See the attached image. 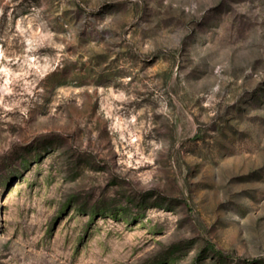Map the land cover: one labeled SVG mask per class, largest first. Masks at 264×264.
I'll return each instance as SVG.
<instances>
[{
	"label": "rangeland",
	"instance_id": "1",
	"mask_svg": "<svg viewBox=\"0 0 264 264\" xmlns=\"http://www.w3.org/2000/svg\"><path fill=\"white\" fill-rule=\"evenodd\" d=\"M0 264H264V0H0Z\"/></svg>",
	"mask_w": 264,
	"mask_h": 264
}]
</instances>
